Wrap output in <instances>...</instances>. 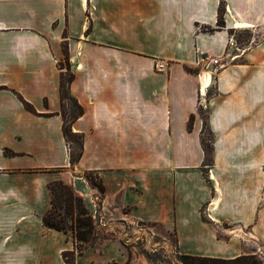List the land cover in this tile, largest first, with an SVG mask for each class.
Returning <instances> with one entry per match:
<instances>
[{"label":"crops","instance_id":"0c3cea01","mask_svg":"<svg viewBox=\"0 0 264 264\" xmlns=\"http://www.w3.org/2000/svg\"><path fill=\"white\" fill-rule=\"evenodd\" d=\"M245 29L254 44L234 36L229 45ZM63 44L69 91L84 109L71 124L83 135L73 166L62 132ZM55 180L97 215V238L75 264H143L138 242L158 231L156 250L170 234L179 255L262 249L264 0H0V264H65L72 235L42 223Z\"/></svg>","mask_w":264,"mask_h":264},{"label":"trees","instance_id":"16d2710c","mask_svg":"<svg viewBox=\"0 0 264 264\" xmlns=\"http://www.w3.org/2000/svg\"><path fill=\"white\" fill-rule=\"evenodd\" d=\"M223 9H218L217 25L223 26ZM64 62L61 63V68L65 70L60 74L59 94L61 99V115L63 117L62 132L66 140L69 152V162L73 166L77 163L82 155L83 150V135L78 132H73L71 128L72 122L84 113L83 107L77 102V99L71 95L69 84L73 80V73L70 70L69 56L67 44H63ZM189 72L195 70L186 67ZM25 108L33 113H36L31 104L23 100ZM66 100L72 102L73 107L66 111ZM192 115L189 118L188 127H191ZM72 144V146H71ZM203 149L207 162L211 161L212 146L205 143L203 140ZM6 154L10 152L6 151ZM85 177L92 187L97 188L100 192L104 191V187L99 177L88 172ZM50 192V208L42 216V223L45 227L62 231L65 234H71L74 239V249L62 251V258L65 264H75V259L83 253L87 246L92 245L93 236H95L94 220L90 210L82 196L77 194L70 184L55 180L48 184ZM182 264H261V260L255 254H244L234 258H216L205 256H194L182 254L180 255Z\"/></svg>","mask_w":264,"mask_h":264},{"label":"rangeland","instance_id":"374dc122","mask_svg":"<svg viewBox=\"0 0 264 264\" xmlns=\"http://www.w3.org/2000/svg\"><path fill=\"white\" fill-rule=\"evenodd\" d=\"M252 31L249 29L245 30H239L236 33L233 31L231 32V36H235L236 39L242 41L241 45L243 46H250L251 44H254V41L251 40L250 33ZM233 33V34H232ZM234 37V38H235ZM250 40V41H249ZM66 111L69 113V110L72 109L73 104L71 101L66 100ZM200 113L205 117V109L201 108ZM211 138L210 131L207 128H204L203 130V140L205 143H208V139ZM72 146V144H71ZM118 223H121L122 221H117ZM140 224H137V229H140ZM144 228V226H143ZM130 232H133L132 229H129ZM70 234V233H69ZM131 234V233H130ZM97 236H93L92 242H95ZM168 241H164V249L156 250L159 245L162 244V238L161 234L158 232H154L152 235V241L149 242H143L144 245H139L140 241L138 242V254L140 256L139 263L143 264H182L180 255L176 252V249H174V239L172 235H168ZM168 244V246H167ZM166 247H168L166 249ZM262 259L261 264H264V246L262 247ZM111 264V263H110ZM117 264V263H112Z\"/></svg>","mask_w":264,"mask_h":264},{"label":"built area","instance_id":"2783aa9c","mask_svg":"<svg viewBox=\"0 0 264 264\" xmlns=\"http://www.w3.org/2000/svg\"><path fill=\"white\" fill-rule=\"evenodd\" d=\"M229 45H235L236 44V41H235V38L233 36H229ZM246 47H249V46H246ZM200 62L201 63H206L207 65L208 64H217V61H218V58L216 57H211L209 56L208 54H201L200 56ZM155 68L156 70L158 71H164L165 68H166V63H164L163 61H156L155 62ZM97 189V188H96ZM98 190V189H97ZM99 191V190H98ZM100 192V191H99ZM92 218L94 220V227H95V220H96V211L94 210L92 213ZM95 232H96V227H95ZM259 259H262V249L260 250H257L255 253H254Z\"/></svg>","mask_w":264,"mask_h":264}]
</instances>
